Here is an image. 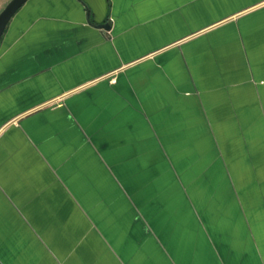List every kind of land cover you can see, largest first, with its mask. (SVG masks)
<instances>
[{"label": "crops", "instance_id": "crops-1", "mask_svg": "<svg viewBox=\"0 0 264 264\" xmlns=\"http://www.w3.org/2000/svg\"><path fill=\"white\" fill-rule=\"evenodd\" d=\"M0 264H264V0H26Z\"/></svg>", "mask_w": 264, "mask_h": 264}, {"label": "water", "instance_id": "water-1", "mask_svg": "<svg viewBox=\"0 0 264 264\" xmlns=\"http://www.w3.org/2000/svg\"><path fill=\"white\" fill-rule=\"evenodd\" d=\"M25 1L26 0H8L0 10V38L10 18ZM97 26L109 28L110 23H99Z\"/></svg>", "mask_w": 264, "mask_h": 264}, {"label": "rangeland", "instance_id": "rangeland-1", "mask_svg": "<svg viewBox=\"0 0 264 264\" xmlns=\"http://www.w3.org/2000/svg\"><path fill=\"white\" fill-rule=\"evenodd\" d=\"M8 0H0V10L4 7L5 3L7 2ZM232 156H233V153H232ZM227 157H228V153H227Z\"/></svg>", "mask_w": 264, "mask_h": 264}]
</instances>
